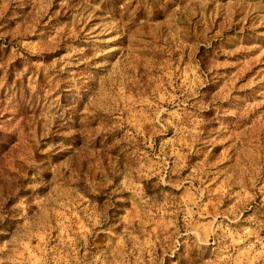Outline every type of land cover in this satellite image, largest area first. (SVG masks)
<instances>
[{"label":"rangeland","instance_id":"rangeland-1","mask_svg":"<svg viewBox=\"0 0 264 264\" xmlns=\"http://www.w3.org/2000/svg\"><path fill=\"white\" fill-rule=\"evenodd\" d=\"M0 264H264V0H0Z\"/></svg>","mask_w":264,"mask_h":264}]
</instances>
